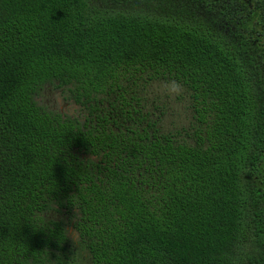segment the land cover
<instances>
[{
    "label": "trees",
    "instance_id": "1",
    "mask_svg": "<svg viewBox=\"0 0 264 264\" xmlns=\"http://www.w3.org/2000/svg\"><path fill=\"white\" fill-rule=\"evenodd\" d=\"M0 264H264V0H0Z\"/></svg>",
    "mask_w": 264,
    "mask_h": 264
},
{
    "label": "clouds",
    "instance_id": "2",
    "mask_svg": "<svg viewBox=\"0 0 264 264\" xmlns=\"http://www.w3.org/2000/svg\"><path fill=\"white\" fill-rule=\"evenodd\" d=\"M164 94L169 98H176L184 94V87L176 80H170L164 89ZM73 233V232H72Z\"/></svg>",
    "mask_w": 264,
    "mask_h": 264
},
{
    "label": "rangeland",
    "instance_id": "3",
    "mask_svg": "<svg viewBox=\"0 0 264 264\" xmlns=\"http://www.w3.org/2000/svg\"><path fill=\"white\" fill-rule=\"evenodd\" d=\"M56 96V95H55ZM54 100V97L51 98V101Z\"/></svg>",
    "mask_w": 264,
    "mask_h": 264
}]
</instances>
